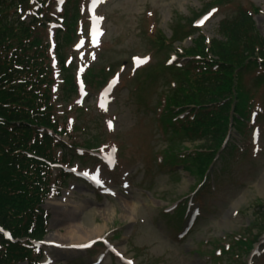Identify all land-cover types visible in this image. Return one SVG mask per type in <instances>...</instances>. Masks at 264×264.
I'll return each mask as SVG.
<instances>
[{
	"label": "rangeland",
	"instance_id": "obj_1",
	"mask_svg": "<svg viewBox=\"0 0 264 264\" xmlns=\"http://www.w3.org/2000/svg\"><path fill=\"white\" fill-rule=\"evenodd\" d=\"M62 1L49 10L48 28L41 30L52 54L54 46L59 45V63L54 57L50 62L53 113L78 138L77 142L90 138L115 151L118 166L110 173L109 163L106 162L107 168L102 167L91 152L75 159V168L101 181L100 190L94 192L90 185L68 179L69 184L59 197L43 202L48 234L43 241V254L37 255V264L91 263L101 255L99 264H122L113 261L103 247L70 250L84 249L86 245L71 247L68 244L76 243L74 238L64 237L69 228L79 225L86 230L85 240L93 237L89 231L96 227L100 233L90 241L95 244L110 239L109 244L131 258L133 264H211L210 254L217 256L218 250V264H241L231 252L222 255V251L230 247L233 251V234L249 228L260 212L256 203H264V87L254 86L252 80L261 71L247 68L235 74L236 105L242 114L251 117L245 129L238 122L235 124L239 133L241 126L243 136L232 132L213 176L204 184L194 168L188 166L201 143L164 131L167 123L158 117L165 109L163 95L168 96L176 87L174 80L173 85L165 81L163 67H167L173 51L190 46L195 36H187L194 33L192 30L197 28L207 38H213L223 17L234 14L238 6H254L260 11L254 17L255 27L263 35L264 0H236L232 6L212 9L211 15L207 13L199 20L211 0H85L79 13V32L70 43L64 42L65 28L60 29L56 23L59 16L68 18L60 14ZM66 10L73 14L76 9L67 4ZM192 20H197V27L192 22L190 28ZM181 62L178 60L177 64ZM90 70L87 87L80 84L78 92L64 91L62 77L83 79ZM105 83L104 87L110 84L103 89ZM160 154L170 158V162L164 158L163 166L154 163ZM103 155L111 158L114 153ZM157 159L160 164V157ZM177 161L184 162L183 170L182 166H172ZM189 198L194 199L197 219L190 231L179 235L177 228L166 226L168 218L162 215ZM230 207L233 211L228 213ZM261 241L256 246L258 251L248 254L250 258H242V263L251 260L252 264H264V236ZM49 242L56 244L49 246Z\"/></svg>",
	"mask_w": 264,
	"mask_h": 264
},
{
	"label": "trees",
	"instance_id": "obj_2",
	"mask_svg": "<svg viewBox=\"0 0 264 264\" xmlns=\"http://www.w3.org/2000/svg\"><path fill=\"white\" fill-rule=\"evenodd\" d=\"M53 1L0 0V264L33 262V247L24 240H42L46 215L40 205L66 179L62 170L52 178L50 165L69 166L75 157L66 152L67 147L59 138L66 135L71 148L81 144L92 149L99 144L90 138L77 142L53 115L52 73L48 46L41 32L45 25L40 19L44 7ZM233 2L212 0L211 5L222 7ZM34 7L37 14L27 19L25 13ZM251 11L239 6L235 14L219 23L220 39L199 36L192 47L183 50V58L188 59L184 66L163 67L176 87L164 95L162 119L172 134L201 143L189 160L191 169L201 179L221 148L230 120L237 123L240 119L235 74L248 65L264 67V37L252 20V13L257 14L258 10ZM75 19L73 16L69 23L65 21L66 43L74 37ZM55 53L60 58L59 45ZM195 58L203 62L205 71L198 66L201 71L195 72ZM213 65L218 66L214 72L210 71ZM63 83L65 92L76 91L71 78H63ZM187 111L196 112L171 124L172 118ZM55 148H60L62 154L56 156ZM164 158L170 162L166 155ZM256 204L260 212L253 224L238 235L232 255L249 252L251 243L264 232V203ZM6 232H10L12 240L5 237Z\"/></svg>",
	"mask_w": 264,
	"mask_h": 264
},
{
	"label": "bare ground",
	"instance_id": "obj_3",
	"mask_svg": "<svg viewBox=\"0 0 264 264\" xmlns=\"http://www.w3.org/2000/svg\"><path fill=\"white\" fill-rule=\"evenodd\" d=\"M261 181L262 182L264 181V177L261 178ZM230 208H231V210L228 211V213L231 212V211H233V208L232 207H230ZM128 209H130L129 210V215H132L133 214L132 213V208L131 207L129 208V206H128ZM89 233H91V235L93 237L88 238V239L85 240V238H86V230H84L83 226L79 225L78 227L75 226L73 228H69L66 231L64 237H68V239L74 238V240L76 241V243L70 242L68 245H80L81 243H84L85 244V243L89 242L93 238L95 239L100 232L97 230L96 227H92L91 228V231H89Z\"/></svg>",
	"mask_w": 264,
	"mask_h": 264
},
{
	"label": "snow or ice",
	"instance_id": "obj_4",
	"mask_svg": "<svg viewBox=\"0 0 264 264\" xmlns=\"http://www.w3.org/2000/svg\"><path fill=\"white\" fill-rule=\"evenodd\" d=\"M213 11H215V10H213ZM209 15H211V13H209ZM204 19H207V17H205ZM201 23H203V20L201 21ZM94 179H95V178H94ZM96 183H97V184H100L101 181H100L99 179H96ZM106 191H108V190L106 189ZM130 264H131V262H130Z\"/></svg>",
	"mask_w": 264,
	"mask_h": 264
}]
</instances>
